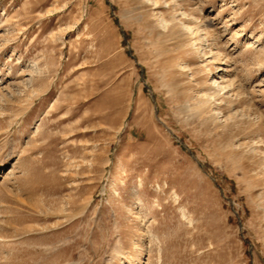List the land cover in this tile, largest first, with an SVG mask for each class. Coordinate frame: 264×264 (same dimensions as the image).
<instances>
[{
  "label": "rangeland",
  "instance_id": "rangeland-1",
  "mask_svg": "<svg viewBox=\"0 0 264 264\" xmlns=\"http://www.w3.org/2000/svg\"><path fill=\"white\" fill-rule=\"evenodd\" d=\"M0 264H264V0H0Z\"/></svg>",
  "mask_w": 264,
  "mask_h": 264
},
{
  "label": "bare ground",
  "instance_id": "bare-ground-1",
  "mask_svg": "<svg viewBox=\"0 0 264 264\" xmlns=\"http://www.w3.org/2000/svg\"><path fill=\"white\" fill-rule=\"evenodd\" d=\"M162 21H163V20H162ZM165 23H166V22H165ZM219 70H221V68L218 67V71H219ZM212 82L215 84V83H216V80H214V79L212 78ZM218 91H219V89H217V92H218ZM217 94H218V93H217Z\"/></svg>",
  "mask_w": 264,
  "mask_h": 264
}]
</instances>
